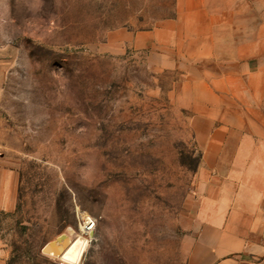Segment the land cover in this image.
<instances>
[{
    "label": "rangeland",
    "instance_id": "1",
    "mask_svg": "<svg viewBox=\"0 0 264 264\" xmlns=\"http://www.w3.org/2000/svg\"><path fill=\"white\" fill-rule=\"evenodd\" d=\"M174 11L175 0H0V168L15 176L0 264H67L53 254L80 238L77 264H185L199 153L173 89L180 60L162 33L147 36Z\"/></svg>",
    "mask_w": 264,
    "mask_h": 264
},
{
    "label": "crops",
    "instance_id": "2",
    "mask_svg": "<svg viewBox=\"0 0 264 264\" xmlns=\"http://www.w3.org/2000/svg\"><path fill=\"white\" fill-rule=\"evenodd\" d=\"M174 13L147 36L180 60L173 89L199 153L185 264H264V0H175ZM14 203L0 168V210Z\"/></svg>",
    "mask_w": 264,
    "mask_h": 264
},
{
    "label": "bare ground",
    "instance_id": "3",
    "mask_svg": "<svg viewBox=\"0 0 264 264\" xmlns=\"http://www.w3.org/2000/svg\"><path fill=\"white\" fill-rule=\"evenodd\" d=\"M77 246L79 250L77 249L75 251H72L73 249L72 247H77ZM83 248H84V243H83V240L80 238L76 242L74 241L71 242L70 245L65 247L64 250L60 252L59 254L55 255L54 253L53 256L57 257L59 260L67 264H77Z\"/></svg>",
    "mask_w": 264,
    "mask_h": 264
},
{
    "label": "built area",
    "instance_id": "4",
    "mask_svg": "<svg viewBox=\"0 0 264 264\" xmlns=\"http://www.w3.org/2000/svg\"><path fill=\"white\" fill-rule=\"evenodd\" d=\"M80 220H81L80 228L84 234H88L93 231L95 226V221L92 217L88 215H82L80 217Z\"/></svg>",
    "mask_w": 264,
    "mask_h": 264
},
{
    "label": "water",
    "instance_id": "5",
    "mask_svg": "<svg viewBox=\"0 0 264 264\" xmlns=\"http://www.w3.org/2000/svg\"><path fill=\"white\" fill-rule=\"evenodd\" d=\"M89 234H90V236H91V235H92V232H90Z\"/></svg>",
    "mask_w": 264,
    "mask_h": 264
}]
</instances>
